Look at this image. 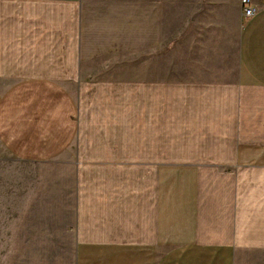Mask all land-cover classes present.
<instances>
[{
	"label": "crops",
	"instance_id": "obj_1",
	"mask_svg": "<svg viewBox=\"0 0 264 264\" xmlns=\"http://www.w3.org/2000/svg\"><path fill=\"white\" fill-rule=\"evenodd\" d=\"M251 1L230 44L220 20L184 45L163 0H0V161H58L69 264H264V0ZM143 52L156 58L138 79L91 77Z\"/></svg>",
	"mask_w": 264,
	"mask_h": 264
},
{
	"label": "rangeland",
	"instance_id": "obj_2",
	"mask_svg": "<svg viewBox=\"0 0 264 264\" xmlns=\"http://www.w3.org/2000/svg\"><path fill=\"white\" fill-rule=\"evenodd\" d=\"M163 2L172 41L213 39L221 20L232 42L239 0ZM166 49L165 68L170 65L166 64L170 55ZM155 58L154 53L143 52L108 59L95 65L91 77L138 79L146 75ZM58 167V161L47 166L0 161V264H69V257L59 249Z\"/></svg>",
	"mask_w": 264,
	"mask_h": 264
},
{
	"label": "built area",
	"instance_id": "obj_3",
	"mask_svg": "<svg viewBox=\"0 0 264 264\" xmlns=\"http://www.w3.org/2000/svg\"><path fill=\"white\" fill-rule=\"evenodd\" d=\"M241 23L248 21L257 11L258 7L251 0H239Z\"/></svg>",
	"mask_w": 264,
	"mask_h": 264
}]
</instances>
